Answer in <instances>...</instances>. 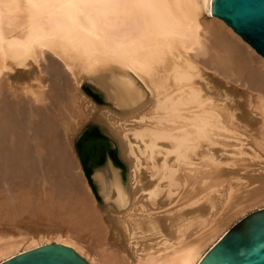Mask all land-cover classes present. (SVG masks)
<instances>
[{
  "label": "bare ground",
  "instance_id": "6f19581e",
  "mask_svg": "<svg viewBox=\"0 0 264 264\" xmlns=\"http://www.w3.org/2000/svg\"><path fill=\"white\" fill-rule=\"evenodd\" d=\"M1 191L0 263L199 264L264 207V56L213 0H0Z\"/></svg>",
  "mask_w": 264,
  "mask_h": 264
},
{
  "label": "water",
  "instance_id": "95a60500",
  "mask_svg": "<svg viewBox=\"0 0 264 264\" xmlns=\"http://www.w3.org/2000/svg\"><path fill=\"white\" fill-rule=\"evenodd\" d=\"M213 11L264 56V0H213ZM93 147V146H92ZM91 148V159L97 153ZM93 150V151H92ZM86 176L87 158L79 150ZM0 264H91L70 246L49 243ZM199 264H264V207L240 219L207 252Z\"/></svg>",
  "mask_w": 264,
  "mask_h": 264
},
{
  "label": "rangeland",
  "instance_id": "374dc122",
  "mask_svg": "<svg viewBox=\"0 0 264 264\" xmlns=\"http://www.w3.org/2000/svg\"><path fill=\"white\" fill-rule=\"evenodd\" d=\"M98 122H94V121H90V122H88L86 125H85V130H86V132H88L89 134H97V135H101L103 138H105L104 136H103V134H102V132H101V130L99 129V126H98ZM79 138H77V142L80 140H78ZM106 139V138H105ZM108 140V139H107ZM76 142V143H77ZM75 149H76V153H77V155H78V158L80 159V156H79V149H78V147H77V144L75 145ZM81 160V159H80ZM81 162V167H82V170L84 171V169H83V165H82V161H80ZM43 187H41V189H42ZM4 191H1L0 192V195L3 193ZM4 194L5 195H7V193L6 192H4Z\"/></svg>",
  "mask_w": 264,
  "mask_h": 264
}]
</instances>
